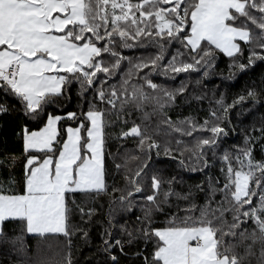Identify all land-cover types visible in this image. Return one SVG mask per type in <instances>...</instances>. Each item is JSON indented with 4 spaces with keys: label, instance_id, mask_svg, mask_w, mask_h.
Here are the masks:
<instances>
[{
    "label": "snow or ice",
    "instance_id": "6c2138e0",
    "mask_svg": "<svg viewBox=\"0 0 264 264\" xmlns=\"http://www.w3.org/2000/svg\"><path fill=\"white\" fill-rule=\"evenodd\" d=\"M148 48L154 53L124 54ZM221 54L228 80L264 61V0H0V115L24 121L22 161L0 153L8 172L0 180V253L11 264H76L74 240H90V205L107 195L103 264H122L133 245L140 264H264V117L241 144L224 146L234 132L230 112L257 103V89L231 103L221 93L202 119L173 120L178 99L206 94L189 93L188 80L168 87L151 78L196 73L199 86ZM74 86L79 111H49L63 109ZM153 155L191 172L218 162L219 174L180 192L182 180L152 170ZM137 209L114 236L117 217Z\"/></svg>",
    "mask_w": 264,
    "mask_h": 264
},
{
    "label": "trees",
    "instance_id": "16d2710c",
    "mask_svg": "<svg viewBox=\"0 0 264 264\" xmlns=\"http://www.w3.org/2000/svg\"><path fill=\"white\" fill-rule=\"evenodd\" d=\"M154 51V49L148 48L135 51H125L124 54L146 56L154 53ZM166 55L167 57H170L171 51H169ZM246 61L247 52L244 54V62ZM228 63V58L223 57L222 54L219 55L214 71H212L207 79L202 80L199 86L195 85V80L197 79L196 73H193L190 79L181 74L175 79V81L159 75H153L151 77L154 82L166 84L168 87H176L181 83V80H188L190 85L188 89L189 93L196 92L197 94H206L207 98L199 102L195 100H189L188 102H185L184 99H178L177 106L169 112V115L173 120H176L177 117L183 118L189 114L196 116L198 119H202L207 115V109L210 106L209 100L214 101V99H218L221 93L225 94L226 103H231L236 96L240 94H246V90L248 88H256L259 93L257 103L254 104L252 100L249 99L244 104L237 106L230 112V119L231 124L234 126V132H230L224 141L225 147H231L233 144H241L243 135L248 131L249 127L253 124L259 126L262 117H264V85L261 84V81H264V61H257L252 68L248 69L244 73H238L232 80L225 79V77L228 76ZM61 103L64 104L63 109L50 108L49 111L61 115L66 111H79L75 86L73 87L71 98L67 101H61ZM212 106H214V103ZM23 123V119L16 113L0 115V153H15L17 157H20L21 161L22 144L17 136V133L20 132L21 128L23 127ZM63 123L68 124L71 122L65 120ZM28 126L29 128L34 127L31 122H28ZM61 127H63V124ZM109 131L113 130L110 129ZM260 143H264V141H261ZM109 144V150L115 151V144L111 140L109 141ZM127 147H134L132 141L127 142ZM255 157L257 159L261 158L260 144L255 145ZM152 160V170H161L165 176L175 175L177 180L183 181L182 184L178 183L175 185L176 190L180 192H186L190 189L193 192H196V189L193 186L201 183V181L206 180L209 173H212L213 175L219 174L218 162L214 167L209 168L204 172H191L178 169L175 161L163 155L160 157L153 155ZM12 175L17 181L21 179L22 163L20 161H18L15 169L12 171ZM7 177V170H0V180L6 181ZM108 182L109 184L113 183L111 177L109 178ZM123 183L124 181L122 177H117L116 185L123 186ZM165 187H167V185H165ZM116 195H119V193ZM108 199L109 197L107 195H102L96 200L94 205H90L97 208V215L93 219L92 224L87 226L91 232L90 240L87 242L78 238L74 240L72 257L76 261V264H103L104 257L98 251L99 245L101 243L99 239V233L107 227L105 223V211L108 208ZM76 200L77 203H80L82 198L77 196ZM197 200L198 202H202L203 200L202 195L199 193H197ZM139 214V210L137 209L134 210L130 215L117 217L118 223L115 226L114 236L120 235V223H124L125 220H127L130 224L134 223L135 217ZM78 219L79 217L77 216L76 220ZM163 219V216H159L158 223L162 224ZM13 227L14 226L11 224L5 225L6 230H11ZM27 243L31 246H35V240L33 238H28ZM141 247H143V245H141ZM135 251V245L130 248L126 246L125 252L129 253V255L127 257L121 258L122 264H140L138 260H135L131 256V253ZM0 262H2V264H11V261L6 259L2 253H0Z\"/></svg>",
    "mask_w": 264,
    "mask_h": 264
}]
</instances>
